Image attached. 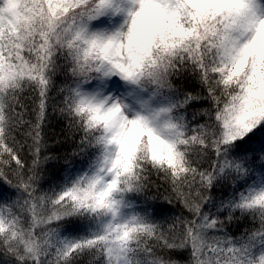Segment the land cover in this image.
Segmentation results:
<instances>
[{
  "label": "snow or ice",
  "instance_id": "6c2138e0",
  "mask_svg": "<svg viewBox=\"0 0 264 264\" xmlns=\"http://www.w3.org/2000/svg\"><path fill=\"white\" fill-rule=\"evenodd\" d=\"M0 264H264V0H0Z\"/></svg>",
  "mask_w": 264,
  "mask_h": 264
}]
</instances>
